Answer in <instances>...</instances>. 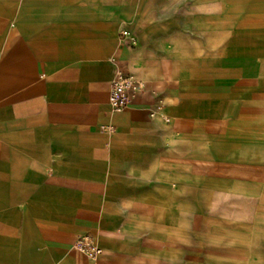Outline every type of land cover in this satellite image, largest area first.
Segmentation results:
<instances>
[{"label":"crops","instance_id":"1","mask_svg":"<svg viewBox=\"0 0 264 264\" xmlns=\"http://www.w3.org/2000/svg\"><path fill=\"white\" fill-rule=\"evenodd\" d=\"M261 202L264 0H0V264H232Z\"/></svg>","mask_w":264,"mask_h":264},{"label":"built area","instance_id":"2","mask_svg":"<svg viewBox=\"0 0 264 264\" xmlns=\"http://www.w3.org/2000/svg\"><path fill=\"white\" fill-rule=\"evenodd\" d=\"M123 34L127 31L123 30ZM144 88V82L136 79L130 73L117 70L111 80L108 101L111 109H127L135 96ZM166 119L165 116H163ZM78 251L85 254L90 260H95L101 253V248L97 246L93 238L89 235H81L75 241Z\"/></svg>","mask_w":264,"mask_h":264},{"label":"rangeland","instance_id":"3","mask_svg":"<svg viewBox=\"0 0 264 264\" xmlns=\"http://www.w3.org/2000/svg\"><path fill=\"white\" fill-rule=\"evenodd\" d=\"M258 212L256 213V224L260 225L257 228L255 234V242L262 241L261 246L254 250H250L245 255L231 257L225 259L226 261H230L232 264H264V202H261L257 207ZM258 243H255L257 245Z\"/></svg>","mask_w":264,"mask_h":264}]
</instances>
